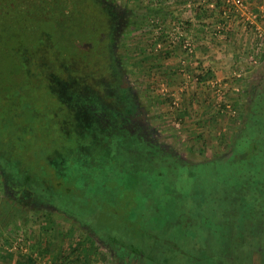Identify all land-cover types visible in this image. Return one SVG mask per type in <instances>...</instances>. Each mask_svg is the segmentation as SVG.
I'll return each mask as SVG.
<instances>
[{
    "label": "rangeland",
    "instance_id": "374dc122",
    "mask_svg": "<svg viewBox=\"0 0 264 264\" xmlns=\"http://www.w3.org/2000/svg\"><path fill=\"white\" fill-rule=\"evenodd\" d=\"M151 1L163 5L173 18L160 24L161 28L160 25L153 28L147 41L142 37L137 42L135 65L141 87L153 98L156 110L174 131L175 137L180 138L195 154L210 157L224 152L219 134H233L237 113L232 109L239 107L247 80L252 74L250 69L256 63L249 58L256 54L255 27L247 25L244 28L241 18L233 15L229 20L232 24L230 31L225 30L224 37L215 40L213 30L223 22L217 12L213 20L205 18L206 13L214 10L210 8V0ZM246 3L255 13H259V8L264 11V0L261 3L260 0H246ZM13 7L21 9L24 14L38 18L43 16L48 20L25 24L27 29L23 30L21 46L15 42L10 44L11 47L0 50V55L6 52V60L1 65L6 69L3 73H8V79L14 77L11 90L0 94V162L6 174L17 173L15 184L24 173L34 174L41 184L40 196L36 195L39 199L54 202L57 211L92 229L103 240L121 241L125 247L119 249L120 254L129 252L126 247L131 245L141 246L148 252L156 249L164 238L162 234L173 230L167 227L158 229L146 217L150 216L149 213H144L145 217L138 215L136 209L140 191L134 179L129 178L118 185L109 183L110 191L101 186L100 189L86 191L77 185L73 177L59 176L56 165L50 163L58 153L66 155L67 161H70L76 147L70 115L60 103L59 93L54 90L63 85L76 92L81 85H85L95 92L102 88L101 81L108 74L107 62L100 55L94 54L88 61L83 56L78 62H72L69 57L70 49L78 42L93 41L97 31L103 29V24L98 22L89 4L82 8L81 17L60 28L51 22L49 11L44 13L45 10L40 12L33 7H23L17 1H14ZM82 21L86 24H80ZM29 28L34 31L33 34L29 33ZM196 30L201 32L200 39L194 35ZM66 35L70 36L62 42L61 37ZM185 41L192 44L193 53L183 48ZM220 43L235 48L232 53L235 56L229 62L234 65L232 72L218 75L209 67L208 61H202L200 66L206 71L211 69L213 77L200 81L202 72L197 69L199 59L195 48L199 45L200 51H205L204 56L209 60L213 58L211 49ZM30 51L33 52L29 57ZM258 59L260 57L256 58L257 62ZM14 60L19 70L16 76H11ZM10 209L6 202L0 208V246L6 247L5 254L1 255L4 258L14 259L17 251L24 264H62L72 261L75 249L84 262L108 264L102 254L93 251L90 240L83 239L77 225L73 226V222L60 213L53 219L36 216L18 218L9 216ZM18 210V206H13L11 213H19ZM166 218L168 215L164 220ZM149 227L153 229L151 232L146 230ZM154 234L161 235L156 239ZM38 242L40 247L47 248L51 253L44 255L36 251L30 254V246ZM179 246L188 250L181 243ZM187 254L191 261L196 259V264H203V261L199 262L204 258L200 251L197 255L189 251ZM57 258L58 261H55ZM183 263L185 261L181 256L180 264Z\"/></svg>",
    "mask_w": 264,
    "mask_h": 264
},
{
    "label": "trees",
    "instance_id": "16d2710c",
    "mask_svg": "<svg viewBox=\"0 0 264 264\" xmlns=\"http://www.w3.org/2000/svg\"><path fill=\"white\" fill-rule=\"evenodd\" d=\"M224 7L223 0H216L214 11L221 18ZM260 21L264 26V19ZM199 69L200 81L213 77L210 70ZM101 82L103 87L95 92L85 85L75 93L63 85L54 90L70 115L76 140L70 161L62 153L50 161L56 165V173L73 177L86 191L100 186L110 191L109 183L134 179L140 191L138 215L149 213L143 216L158 229L173 230L162 234L161 243L150 252L141 246L126 247L131 253L146 255L154 264H180L181 256L183 264H196L198 260L191 261L187 251L203 253L199 260L203 264H254L256 254L264 264V85L259 91L246 89L243 96L247 98L232 109L237 113L232 137L219 134L226 152L192 163L181 160L156 143L148 129L133 123L137 107L131 93L116 83ZM3 167L0 162L2 177L8 185L19 183L21 197L55 205L38 198L41 184L34 174L22 172V179L15 184L17 173L9 176ZM108 243L117 249L125 247L121 241ZM36 251L51 253L39 242L30 246V254ZM73 251L72 261L62 264L90 263Z\"/></svg>",
    "mask_w": 264,
    "mask_h": 264
},
{
    "label": "flooded vegetation",
    "instance_id": "af4514ba",
    "mask_svg": "<svg viewBox=\"0 0 264 264\" xmlns=\"http://www.w3.org/2000/svg\"><path fill=\"white\" fill-rule=\"evenodd\" d=\"M14 1H17L18 4L21 3L23 7H33L40 12L45 10L44 13H48L49 11V15L52 17L51 22L58 28L63 27L64 24H72V20L74 21L81 17L82 8L88 6V4L89 7L91 5L92 8H90L98 18V22L103 24V29L97 31L98 33L93 41L78 42L75 47L70 49L69 53L71 55L69 57L72 62L82 60L83 56L88 61V59H92L94 54L103 57L105 62H107L108 68V74L103 81H107L112 85L116 83L122 90L131 93L132 99L136 104L137 111L132 116L133 123L135 125L138 124L141 128L148 129L156 143L171 150L181 160L192 163L203 160L204 154H195L192 150L181 148L180 139H176L174 131L164 122L163 117L156 110L153 98L141 87V81L136 74L135 52L138 40L145 37L147 41L148 35L153 28L160 24L168 23L173 18L172 13L167 12L163 5L151 0H72L60 4L47 3L46 1L36 6L22 0H0V50L1 48L3 50V47H11L12 45L10 44L15 42L21 46L23 30L27 29L25 24H36L48 20V18L43 16L38 18L31 14H24L21 9L13 7ZM80 24H86V22L82 21ZM29 33L33 34L34 31L29 28ZM29 33L27 32L26 34L29 35ZM67 35L66 37H61L62 42L66 41L70 36ZM30 52L28 53L29 57L30 55L32 56L33 51ZM4 53L0 55V94L11 88L12 83H14L12 75L16 76L15 74L19 70L16 66V60H14L15 64H13L11 70L12 77L11 79L6 78L8 73H3L6 69L1 67L2 61L6 60V54ZM250 72L252 74L246 84L247 90L259 91L264 85V57L255 63ZM245 98L247 96H242V100ZM225 152L226 149L224 152L217 154ZM4 202L10 205L11 209L13 206L19 207V213L13 212L12 214L11 209L9 212V216L18 218L34 216L47 218L51 214L53 219L54 216L56 218L60 213L59 215L72 221L73 226L77 225V230L82 234L83 239L99 243V248L96 251L98 254L103 255V252H100L101 247L107 249L112 255L111 261L113 264H154L146 255L131 252L124 255L120 254L119 249L115 248L114 245L105 242L87 226L77 224L75 219L57 211L54 206L31 202L21 197L18 186L8 185L0 172V208ZM40 213L42 215L38 216ZM112 262H108V264H112ZM253 263L260 264V256L258 254L254 256Z\"/></svg>",
    "mask_w": 264,
    "mask_h": 264
},
{
    "label": "built area",
    "instance_id": "2783aa9c",
    "mask_svg": "<svg viewBox=\"0 0 264 264\" xmlns=\"http://www.w3.org/2000/svg\"><path fill=\"white\" fill-rule=\"evenodd\" d=\"M224 1V14L221 18L223 23L217 25L213 30V39H222L224 37V31L229 30L230 19L233 15L241 18V22L244 25V28H247V25L255 27V42H256V54L249 56L250 61L257 62L256 58L264 57V26L260 24V20L264 19V11L259 8V13H255L251 10V7L246 3V0H223ZM210 8L215 9L216 0H210ZM200 6V5H199ZM263 9V8H262ZM261 13V14H260ZM182 37V34L180 35ZM192 44L190 42H184L183 48L189 53H193L191 48ZM259 60V59H258Z\"/></svg>",
    "mask_w": 264,
    "mask_h": 264
},
{
    "label": "crops",
    "instance_id": "0c3cea01",
    "mask_svg": "<svg viewBox=\"0 0 264 264\" xmlns=\"http://www.w3.org/2000/svg\"><path fill=\"white\" fill-rule=\"evenodd\" d=\"M215 12L216 11L212 10V11L206 13L205 18H207V20H211L212 18H216ZM231 25L232 24H230L229 27H231ZM228 31H230V29ZM200 33L196 30L194 35L198 38V36H200ZM198 39H200V38H198ZM235 39H237V37H235ZM237 40L241 41V43L243 42V40H241V38L237 39ZM195 47H196V45H195ZM195 50H196L197 59H199V61H198L199 63L197 65L198 70H200L199 66L201 65L202 61H203V63H204V61H208L209 67H211L212 70L218 75H224V73H226V72H227L226 74L229 75V71L232 72L234 65L232 63H229V62L230 61L232 62V60L235 56V55H232L233 51L235 50L234 46L227 44V43H220V45L219 44L214 45L213 48L211 49L212 54H213V58L209 59V60H207L208 58L206 56H204L205 51L204 52L200 51L199 45L197 46V48H195ZM210 71H211V69H210ZM234 71H235V68H234ZM0 247H2V250L0 248V250H1L0 251V264H24L25 263L24 260L19 257L20 255L18 254L17 251L14 254L16 256L14 259L10 257L12 262H11V260H9V258L7 256L4 258L1 255L5 254L4 250L6 247H4V246H0ZM17 255H19V256H17Z\"/></svg>",
    "mask_w": 264,
    "mask_h": 264
},
{
    "label": "water",
    "instance_id": "95a60500",
    "mask_svg": "<svg viewBox=\"0 0 264 264\" xmlns=\"http://www.w3.org/2000/svg\"><path fill=\"white\" fill-rule=\"evenodd\" d=\"M22 1H24V2H26V3H29V4H32V5H40L41 3H43V2H46L47 1V3H49V2H54V3H58V4H60V3H62V2H70V1H72V0H22ZM248 81V80H247ZM246 89H247V86H245V88H244V93L246 92ZM177 140H179L180 138H176ZM181 141V140H180ZM181 148L182 149H186V150H191V148H189V147H187L182 141H181ZM209 156H203L202 157V159H207ZM210 157H212V156H210ZM39 215H42L41 213L40 214H38V216ZM48 217L49 218H51L52 217V215L51 214H49L48 215ZM91 243H92V245L98 250V248H99V243L98 242H93V241H90ZM101 250V251H100ZM100 252H103V256H104V258H105V261H106V263H108V262H112L111 261V253L107 250V249H105V248H103V247H101L100 248ZM112 264H113V262H112Z\"/></svg>",
    "mask_w": 264,
    "mask_h": 264
}]
</instances>
